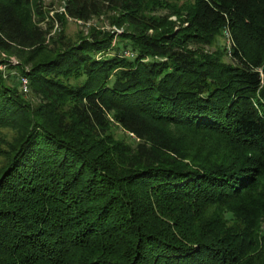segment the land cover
Returning a JSON list of instances; mask_svg holds the SVG:
<instances>
[{"label": "trees", "instance_id": "obj_1", "mask_svg": "<svg viewBox=\"0 0 264 264\" xmlns=\"http://www.w3.org/2000/svg\"><path fill=\"white\" fill-rule=\"evenodd\" d=\"M0 52V264H264V0H0Z\"/></svg>", "mask_w": 264, "mask_h": 264}, {"label": "rangeland", "instance_id": "obj_2", "mask_svg": "<svg viewBox=\"0 0 264 264\" xmlns=\"http://www.w3.org/2000/svg\"><path fill=\"white\" fill-rule=\"evenodd\" d=\"M55 13L63 15L66 22L64 24H62V23L58 22V20L53 19V29H52L51 35H55L61 31H63L67 37H70L72 39H76L80 34L86 35L88 32V29L90 27H94V28L100 29V30H118L115 27H111L109 25L108 19H106L104 17H100V18H96V19L94 18L87 23H82V22H78L76 20L69 19L64 14L63 3L60 5H58V4L55 5V7H53V9L51 11H49V17H54ZM172 19L174 20V18H172ZM217 45L222 47V48L224 47L227 51H229V49H230V41L227 39V37H225L223 31H222L220 37H218ZM8 57L9 56L2 54L0 52V59L1 60L2 59L8 60L10 58L9 61H11V59L17 61V59L15 57L14 58L13 57L8 58ZM0 70L2 72H4L5 66L0 65Z\"/></svg>", "mask_w": 264, "mask_h": 264}, {"label": "built area", "instance_id": "obj_3", "mask_svg": "<svg viewBox=\"0 0 264 264\" xmlns=\"http://www.w3.org/2000/svg\"><path fill=\"white\" fill-rule=\"evenodd\" d=\"M78 22H80V21H78ZM112 31L120 33L119 30H112ZM224 35H225V37H227V39L230 41L229 33H228L227 31H224ZM128 55H129V54L126 52V53H125V56H128ZM11 63H12V64H16L17 62H16V60L11 59ZM20 88H21V90H22V92H23L24 94H27V93H28L27 80H26L25 78H21V79H20Z\"/></svg>", "mask_w": 264, "mask_h": 264}]
</instances>
